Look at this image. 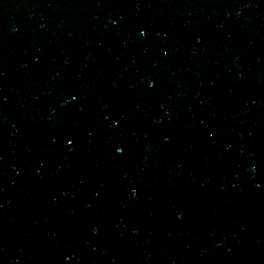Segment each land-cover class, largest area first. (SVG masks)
I'll list each match as a JSON object with an SVG mask.
<instances>
[{"label": "water", "instance_id": "obj_1", "mask_svg": "<svg viewBox=\"0 0 264 264\" xmlns=\"http://www.w3.org/2000/svg\"><path fill=\"white\" fill-rule=\"evenodd\" d=\"M0 264H264V0H0Z\"/></svg>", "mask_w": 264, "mask_h": 264}]
</instances>
